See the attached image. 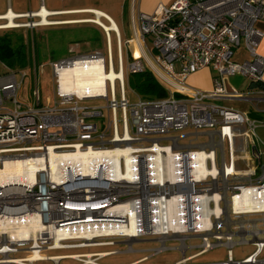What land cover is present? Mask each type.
Returning a JSON list of instances; mask_svg holds the SVG:
<instances>
[{"label":"built area","instance_id":"2783aa9c","mask_svg":"<svg viewBox=\"0 0 264 264\" xmlns=\"http://www.w3.org/2000/svg\"><path fill=\"white\" fill-rule=\"evenodd\" d=\"M261 19L264 0H173L149 13L135 11L132 1L127 38L99 25L106 54L69 48L70 56L49 63L53 95L44 105L37 89L35 106L23 108L18 100L25 70L0 73V168L36 156L122 149L128 158L120 157L119 170L132 174L116 180L110 175L114 163L93 162L85 172L81 164L64 159L54 169L33 168L32 179H0V264L51 260L30 259L35 250L44 254L89 247H70L86 240L74 237L59 240L55 247L49 230L36 238L30 232L24 236L21 227L33 214H40L47 229L58 225L67 231L82 230L85 224L63 226L65 220L121 216V223L86 224L94 230L115 229L129 225L130 213L117 210L125 203L137 227L134 238L160 240L155 248L160 252L168 239L183 246L198 239L192 244L193 256L226 247L225 260L200 264H264V134L259 132L264 131V118L252 116L264 114ZM240 48L244 56L236 60ZM158 59L178 62L186 75L211 68V87L189 85ZM74 68L103 73L102 89L77 93L65 88L61 75ZM144 71L151 72L167 95L130 103L125 80ZM234 75L244 78L241 90L229 83ZM92 100L105 103L91 105ZM118 237L129 238L122 233L98 236L97 231L91 238L100 244ZM237 243L250 244L252 251L235 259L232 247Z\"/></svg>","mask_w":264,"mask_h":264},{"label":"rangeland","instance_id":"374dc122","mask_svg":"<svg viewBox=\"0 0 264 264\" xmlns=\"http://www.w3.org/2000/svg\"><path fill=\"white\" fill-rule=\"evenodd\" d=\"M97 1L102 2L103 0H47V5L55 8L85 5L94 6L97 5ZM2 2H6V0H0V5ZM117 10L119 11L117 16L112 17L115 19L122 40H124L130 35L129 18L126 14H120V9ZM71 13L74 14L76 12ZM78 13L84 14L69 15L70 13H68V15H65V12L63 13L64 15L50 16L49 19L63 21V19L68 18L85 20L95 17L92 13L86 11ZM36 20H38V17L20 18L16 20L21 24L20 26L0 29V42H3L4 38H7L14 52V54L8 56L0 48V73L7 70L18 71L23 69L26 71V77L23 79L17 94L18 100L23 104V108L26 106H35V89L39 92L41 105L46 103V98L49 95H53L54 84L49 63L70 56L72 53L69 52V48L75 49L73 53L99 49L106 54L104 33L95 22L85 21L43 26L29 25L33 24ZM101 21L109 24V21H105L102 18ZM111 39L112 52L115 57L113 34H111ZM122 52L125 56L124 47L122 48ZM156 57H158L157 54ZM158 61L164 69L178 79H184L189 85L197 86L196 83L200 82L201 78L197 80L190 79L188 75L181 73L178 62L167 63L159 59ZM132 76L130 74L129 78L127 77V80H125L126 95L130 103L136 101L138 98H145L134 88ZM229 83L241 90L244 84V78L239 75H234L229 78ZM88 103L91 105H104L105 101L92 100ZM227 103L234 106L243 105L239 102ZM103 111L105 112V110ZM252 116L259 119L264 118V114H252ZM187 131L192 132L194 130L187 129ZM259 132L260 134H264L263 130H259ZM186 141L188 142V139ZM108 241L112 243L108 244ZM106 242L108 243H101L102 246L92 245L82 248L46 251L43 255H48V257L55 254H73L76 257H66L60 260H44L37 262V264H176L184 259L185 261L181 264H200L205 262H220L226 258V247L223 245L214 246L205 253L194 257L195 250L192 248V244H196L198 239L186 240V243L190 246H183L180 240L176 238L168 239L165 241L166 249L161 252L155 249L162 243L158 239L144 238L130 240L129 238L118 237L107 238ZM101 251H110L111 253L102 257L99 255ZM251 251L252 246L246 243H237L232 247L235 259L243 258ZM90 253L91 255L88 256ZM25 254V252H21L19 255L24 256Z\"/></svg>","mask_w":264,"mask_h":264},{"label":"bare ground","instance_id":"6f19581e","mask_svg":"<svg viewBox=\"0 0 264 264\" xmlns=\"http://www.w3.org/2000/svg\"><path fill=\"white\" fill-rule=\"evenodd\" d=\"M75 11V10H74ZM76 12V11H75ZM79 12V11H78ZM76 12V13H78ZM83 12V11H80ZM86 12H90L94 14L93 19H85V20H78V19H68V20H54L49 19V15H56L61 14L63 12L57 11L52 12L44 7H42L38 12H32L30 14H21L16 15L12 11H8L5 14L0 15V19H5V22L2 23V26L0 28H10V27H18L21 24L14 20L13 18L18 17H38V20L34 21L31 25L36 26H43V25H50V24H64V23H74V22H95L98 25L104 26L105 29L109 32L110 30H118L117 25L115 24V21H113L108 15L103 13L100 10L97 9H89L86 10ZM100 18H105L107 21H109V24H104ZM24 24V23H23ZM109 77L114 78L115 72L111 71L109 74ZM62 81L67 82L65 84V88L75 91L77 93H91L95 91H99L102 89L103 82H104V75L103 73H100L98 71H92L89 69H67L62 73L61 75ZM127 161L128 155L126 151H123L122 149H115L112 151H86V152H80L77 151L75 153H69L61 156H55L54 154H51L49 159L44 158L43 156H36L35 158H28L25 161H17L14 163L6 164L4 168H0V179L10 181V179L16 178H33V168H40V167H46L47 169H54L57 164L64 159H67V163L71 165L75 164H81L84 168V171H88V165L90 163L96 162L98 164L105 163V162H111L114 163V169L112 171V174H110L114 179H124L132 176L128 171L126 173H123L119 170V160L120 157H122ZM117 210H122L130 213L131 219L129 221V225L126 227H119L115 229H97L94 230L92 226H86L87 223H93V222H103V223H121L123 222V219L121 216H111V215H101V216H95L92 219L86 220L83 218H74L73 220H65L62 224L63 226H69L72 224H85V228L82 230L79 229H72L69 227L68 231L65 229H60L58 225L56 226H50L49 229L47 227L43 226V223L40 222V214L36 213L29 217V222L26 225H23L21 227V232L24 236H28L29 232L31 235L36 238L39 233L42 234L43 231L49 230L50 237L54 239V246L59 247L61 239L66 238H85L83 244H80V246H92L97 245L96 241L93 240L91 237L94 236V234L98 233V236L100 235H108L111 233H122L129 237L130 240H134L135 235L137 234V227L135 224V220L132 217V210L129 204L125 203V205H121L117 207ZM76 211V210H73ZM88 217V216H86ZM45 231V233H46ZM103 244V243H102ZM106 244V243H105ZM101 245V243H100ZM79 247V245H74L70 247ZM159 250V249H158ZM111 253L110 251H101L99 252V255L104 257L105 255H108ZM88 254V256H90ZM79 256V255H78ZM197 256V255H195ZM194 256V257H195ZM66 257L75 258L76 255L73 254H66V255H51L48 257V259H63ZM47 259L46 256L39 253L38 250H35L34 253L31 255L30 259ZM185 261H181V264Z\"/></svg>","mask_w":264,"mask_h":264},{"label":"crops","instance_id":"0c3cea01","mask_svg":"<svg viewBox=\"0 0 264 264\" xmlns=\"http://www.w3.org/2000/svg\"><path fill=\"white\" fill-rule=\"evenodd\" d=\"M132 1L134 2L135 11H142V12L149 13V12H152L157 7V5L159 4L167 5L171 3L173 0H103L102 2L97 1V5H94V6L85 5V6H71V7H66V8H55L52 6L49 7L47 5V0H27V1L26 0H6V2H2L0 5V15L5 14L8 11H12L16 15L30 14L32 12L33 13L38 12V10H40L42 7L52 12H57L61 10V12L63 13L66 12L65 15H68V13H70L69 15H71L73 14L71 12H75V11L80 12V11H86L89 9H97V10L102 11L103 13L108 15L113 21H115V19L112 16H117L119 12L117 9H120V14H123V15L126 14L129 18ZM63 13L56 14V15H64ZM74 14H84V13H74ZM50 16H53V15H49L48 18H50ZM27 17L28 16L21 17V18H27ZM68 19H75V18H68ZM68 19H63V20H68ZM102 19H105V18H102ZM257 27L263 33L259 46H258V52L264 57V19H261L257 22ZM135 55H137V49H135ZM243 56H244V51L240 48L239 50H237L235 58L236 60H240L241 58H243ZM213 74H214L213 70L207 67L194 74L188 75V78L196 79V80L201 78L200 82L196 83L197 85L196 87L208 89L211 87V78Z\"/></svg>","mask_w":264,"mask_h":264},{"label":"trees","instance_id":"16d2710c","mask_svg":"<svg viewBox=\"0 0 264 264\" xmlns=\"http://www.w3.org/2000/svg\"><path fill=\"white\" fill-rule=\"evenodd\" d=\"M105 20V19H104ZM106 21V20H105ZM108 23V22H107ZM4 38L3 42H0V48L5 55L14 54L13 49L10 46V41ZM130 75V74H129ZM128 75V78H129ZM132 84L134 88L139 92L142 97L145 98H161L167 95L166 90L157 82L154 76L149 71L142 73L132 74Z\"/></svg>","mask_w":264,"mask_h":264}]
</instances>
